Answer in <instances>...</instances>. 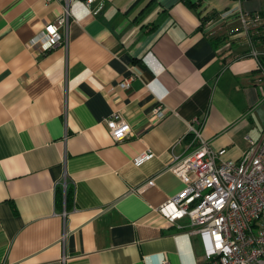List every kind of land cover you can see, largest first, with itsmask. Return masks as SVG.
Here are the masks:
<instances>
[{
  "label": "crops",
  "instance_id": "crops-1",
  "mask_svg": "<svg viewBox=\"0 0 264 264\" xmlns=\"http://www.w3.org/2000/svg\"><path fill=\"white\" fill-rule=\"evenodd\" d=\"M62 6L0 0V264H202L156 208L183 189L168 168L190 128L231 161L264 133V0H75L43 51ZM114 112L131 128L117 143Z\"/></svg>",
  "mask_w": 264,
  "mask_h": 264
},
{
  "label": "built area",
  "instance_id": "built-area-1",
  "mask_svg": "<svg viewBox=\"0 0 264 264\" xmlns=\"http://www.w3.org/2000/svg\"><path fill=\"white\" fill-rule=\"evenodd\" d=\"M92 1L85 0V4ZM62 2L61 14L55 22L45 25L34 37V43H39L43 51L64 42L59 30L68 31L75 0ZM236 14L244 23L238 10H228L221 18L225 22ZM253 55L264 79V64L259 59L264 52H253ZM131 80L132 77L123 80L119 87L128 88ZM261 81L258 79L259 83ZM154 113L158 120L165 116L161 106ZM104 124L116 143L131 135L130 125L118 112L105 118ZM198 125L190 128L192 150L182 156H172L168 168L181 180L183 189L156 211L178 229L199 237L202 264H264V133L257 142L249 141V149L238 161H231L222 158L224 151H213L209 147L200 133L201 124ZM152 156L150 150H145L132 159V164L140 167ZM183 219L188 221L186 229L177 224ZM163 264L170 262L165 259Z\"/></svg>",
  "mask_w": 264,
  "mask_h": 264
}]
</instances>
